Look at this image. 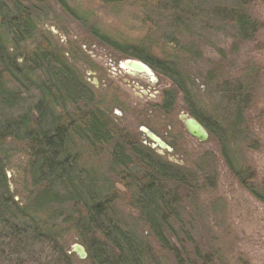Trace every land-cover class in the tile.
<instances>
[{"label":"trees","instance_id":"trees-1","mask_svg":"<svg viewBox=\"0 0 264 264\" xmlns=\"http://www.w3.org/2000/svg\"><path fill=\"white\" fill-rule=\"evenodd\" d=\"M55 1L73 17L62 0ZM171 1L177 17L173 24L184 25L183 19L191 12L190 4L183 5L185 0ZM226 1L228 7H211L210 14L230 26L238 41L253 42L261 24L248 14L249 1ZM23 2L0 0V264H73L70 250L60 242L62 235L71 232L87 253L86 264H156L160 259L150 240L156 244V251L173 264H226L216 251L203 252L193 247L189 252L187 246L193 245V238L182 223L184 202L206 186L211 187L209 178H198L197 173L164 161L148 139L144 141L149 145L142 144L136 136L117 128L114 120L93 104L85 110L76 109L75 114L67 113L68 104L86 100L92 103V93L78 81L63 52L40 45L27 55L19 50V44L33 38L37 23ZM7 35L11 36V48ZM92 37L173 82L190 118L218 143L233 179L264 204V185L258 182L255 172L234 159L229 146L237 136L234 130L241 116L254 104L258 79L255 65L244 66L243 80L231 87L227 82L222 85L223 99L233 117L228 124L214 112L208 118L202 115L199 101L185 86L175 61H162L135 46L117 47L98 33L93 32ZM207 82H211L210 78ZM6 83L13 87L7 88ZM169 94L162 93L160 111L170 105ZM114 139L112 165L119 169L116 177L120 185L130 191L132 207L137 212V219L132 220L142 223V231L117 219L111 207L116 198L112 185L100 187V178L81 167L79 154L72 151L75 141L86 143L96 153ZM10 144L20 147L28 159L33 191L27 193L24 204L15 200L5 171L13 150L7 146Z\"/></svg>","mask_w":264,"mask_h":264},{"label":"rangeland","instance_id":"rangeland-1","mask_svg":"<svg viewBox=\"0 0 264 264\" xmlns=\"http://www.w3.org/2000/svg\"><path fill=\"white\" fill-rule=\"evenodd\" d=\"M62 1L73 17L55 0H24L23 5L30 9L37 23L33 38L18 48L26 55L39 45L63 52L65 61L75 69L74 75L93 97L92 103L86 100L68 104L66 112L75 114L76 109L85 110L93 104L113 119L117 128L136 136L142 144L149 145L139 132L141 126L159 137L172 147L170 153L157 152L164 161L193 171L198 178L206 176L212 182L211 187L206 186L184 202L182 223L193 238L188 251L193 247L203 252L216 251L226 264H264V204L233 179L214 138L201 143L187 134L179 117L190 116L175 84L155 72L152 73L157 81L149 83L145 76L119 71L118 65L127 59L92 37L93 32L98 33L117 47L135 46L162 61H175L185 86L199 101L201 114L208 118L214 112L228 124L233 117L223 99L222 85L227 82L231 87L243 80L244 66L255 65L258 79L254 104L241 116L234 130L237 136L229 146L234 159L255 172L258 182L264 185V0H246L248 14L261 24L250 43L238 41L230 26L210 14L211 7H228L226 0H185L182 4L189 3L191 12L183 19L184 25L173 24L177 17L171 0H119L113 4H104L103 0ZM8 45L11 48V36ZM6 87L11 89L13 85L6 83ZM165 91L171 94L170 105L166 111H160ZM115 140L96 153L78 141L70 149L79 154L81 167L100 178V187L107 189V183L112 185L116 198L111 207L117 219L142 231V223L132 220L137 219V212L132 207L130 191L120 185L116 177L119 169L112 165ZM7 146L13 149L5 169L7 179L15 200L24 204L27 193L33 191L27 173L28 159L20 147ZM75 240L71 232L62 235L60 242L65 250H70L73 264H86L71 251L72 245L77 244ZM149 242L160 259L156 264H173L169 257L165 259L156 251L153 240Z\"/></svg>","mask_w":264,"mask_h":264},{"label":"water","instance_id":"water-1","mask_svg":"<svg viewBox=\"0 0 264 264\" xmlns=\"http://www.w3.org/2000/svg\"><path fill=\"white\" fill-rule=\"evenodd\" d=\"M120 69L124 70L126 73L135 75H144L149 77L153 82L156 81L152 71L148 66L137 60H125L119 64ZM179 120L182 122L184 129L187 134L198 142L204 143L208 140L209 135L207 131L194 119L188 117L187 115H181ZM139 131L144 135L146 139L151 143L152 148L157 149L158 153H170L172 149L166 145L159 137L150 132L144 127H141ZM72 253H74L79 260H85L87 253L84 248L79 244H74L71 247Z\"/></svg>","mask_w":264,"mask_h":264},{"label":"flooded vegetation","instance_id":"flooded-vegetation-1","mask_svg":"<svg viewBox=\"0 0 264 264\" xmlns=\"http://www.w3.org/2000/svg\"><path fill=\"white\" fill-rule=\"evenodd\" d=\"M144 64V63H143ZM117 69L119 70V71H121V72H123V73H125V74H128V73H126L124 70H122V69H120V67H119V65H118V67H117ZM151 70V69H150ZM152 71V70H151ZM153 72V71H152ZM130 75V74H129ZM132 76V75H131ZM141 76V75H140ZM142 76H144V75H142ZM146 77V76H145ZM146 79L148 80V82L149 83H152V80L149 78V77H146ZM156 81H157V79H156ZM145 138V137H144ZM151 148H152V146H151ZM152 149H154V148H152Z\"/></svg>","mask_w":264,"mask_h":264},{"label":"bare ground","instance_id":"bare-ground-1","mask_svg":"<svg viewBox=\"0 0 264 264\" xmlns=\"http://www.w3.org/2000/svg\"><path fill=\"white\" fill-rule=\"evenodd\" d=\"M193 119V118H192ZM196 121V120H195ZM141 128V127H140ZM145 128V127H144Z\"/></svg>","mask_w":264,"mask_h":264}]
</instances>
